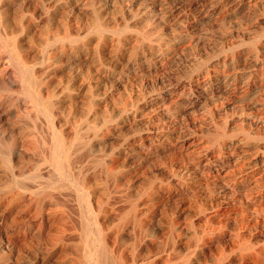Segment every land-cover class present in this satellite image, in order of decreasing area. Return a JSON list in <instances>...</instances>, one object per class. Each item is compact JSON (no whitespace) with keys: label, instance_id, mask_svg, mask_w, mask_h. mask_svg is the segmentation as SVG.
I'll return each instance as SVG.
<instances>
[{"label":"bare ground","instance_id":"6f19581e","mask_svg":"<svg viewBox=\"0 0 264 264\" xmlns=\"http://www.w3.org/2000/svg\"><path fill=\"white\" fill-rule=\"evenodd\" d=\"M142 3L0 0V264H264V0Z\"/></svg>","mask_w":264,"mask_h":264},{"label":"rangeland","instance_id":"374dc122","mask_svg":"<svg viewBox=\"0 0 264 264\" xmlns=\"http://www.w3.org/2000/svg\"><path fill=\"white\" fill-rule=\"evenodd\" d=\"M68 2L77 3L80 6L82 12L84 10V12H83V15H84L83 16L84 17L83 18V22H84V33H83V35L84 36H89L88 34L91 35L93 33L91 31L92 30V19H93L92 17H93V15L95 13H101V15L104 17V19L106 21L111 20L112 17H116V21L118 22V26L120 28V31L118 30V32H115V28L112 27L111 24H109L108 27H107V30L109 32L106 31V35H108L110 37L117 36V35L118 36H121V37H124L125 35L126 36H128V35L132 36L133 35L132 37H134L135 39H137L138 42H139V44H142V45H145V46H153V50L157 54L160 53V51L165 48V46H160V42L162 41V39L160 37H158V38L153 37L154 40L153 39H149L148 40V39H144L143 36H142L144 34V31H146L144 29H147L148 28V30H150V29L153 28L152 26L154 25V24H151V23L147 22V20L150 18L149 17L150 16L149 13H150V11H153V10L150 7V11H149V9L146 6V4L145 3H142V0H85V1L84 0H68ZM132 4L134 5L133 6L134 7V10L130 13ZM110 6L113 7V8H111ZM139 12H140V14H139ZM153 12H155V13L158 14V11L157 12L156 11H153ZM85 19H86V21H85ZM121 20H122V22H121ZM131 21H133L134 23H136L137 24V27H134V28L129 27L130 26L129 23H131V24L133 23ZM180 23H181V21L180 22L178 21V23L176 25H180ZM128 27L131 28V29H129ZM127 31H129V33ZM130 32H131V34H130ZM166 32L167 31H165V33ZM118 33H120V34H118ZM124 33H126V34H124ZM138 33H140L141 35L138 34ZM165 36H166L165 34H162V37L165 38ZM141 37H142V39H141ZM69 65L71 66V64H69ZM99 68H100L99 69L100 70V73H102V75L103 74H106L107 72H110L112 70H116L118 72V69H115L110 64H108V65H105V64L104 65H101ZM102 79L106 81L107 80V77L103 76ZM121 80L122 81L125 80V77L124 76L121 77ZM82 95H84V94H82Z\"/></svg>","mask_w":264,"mask_h":264}]
</instances>
